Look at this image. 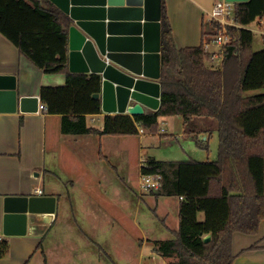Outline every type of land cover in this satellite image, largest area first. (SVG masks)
I'll return each mask as SVG.
<instances>
[{
    "label": "trees",
    "instance_id": "1",
    "mask_svg": "<svg viewBox=\"0 0 264 264\" xmlns=\"http://www.w3.org/2000/svg\"><path fill=\"white\" fill-rule=\"evenodd\" d=\"M264 14V0L235 5L239 26H228L221 68L207 65L209 52L176 45L165 0L161 21V103L156 111L132 116L108 114L101 130L86 123L101 112L96 73L68 71L70 17L51 0H0V33L46 73H66L63 86H43L40 98L51 114L62 115L64 133L134 135L139 126L157 133L160 118L181 115L213 119L218 132L216 160L163 161L149 158L143 175H161L160 195L182 197L176 238L161 242L170 264H233L235 232L254 234L264 219V48H253L249 25ZM217 24L204 22L203 37ZM204 219H199V213ZM208 234L211 239H204ZM1 253L6 250L0 242Z\"/></svg>",
    "mask_w": 264,
    "mask_h": 264
},
{
    "label": "crops",
    "instance_id": "2",
    "mask_svg": "<svg viewBox=\"0 0 264 264\" xmlns=\"http://www.w3.org/2000/svg\"><path fill=\"white\" fill-rule=\"evenodd\" d=\"M218 1L220 0H165L173 36L179 48L196 47L203 43V24L208 21L209 13ZM81 4L88 9H95V14L92 15L94 19L109 21L111 18L118 23L135 22V16L126 15L121 11L123 8L121 1L110 3L109 0H83ZM110 7L118 11L110 15L108 12ZM257 20L259 23L257 33L262 36L264 42V14ZM117 32L133 34L132 30L123 29ZM207 65L210 68H221L218 60L208 59ZM68 71L72 72L69 68V43ZM0 75H11L16 78L19 96L33 95L39 98L43 86H63L67 78L66 73H46L39 69L1 33ZM144 108V113L156 111L147 105ZM108 114L120 113L105 111L101 100V112L87 114L86 123L91 128L101 130ZM160 124L157 133H150L139 126V133L134 135H101L98 132L76 134L64 133L62 115L51 114L47 110L23 112L17 109L15 112H0V236L2 237L0 242L6 246L4 253H1L0 249V264H56V262L74 264L75 258L72 252H75L77 237L82 239L83 251L95 257L94 264H102V260L108 261L110 253L102 244H98L91 234L110 233L111 240L114 241L115 236L118 243L123 239L122 230L119 236V229L123 227L127 228V232L134 231V237L139 245L136 261L137 264H143L150 253H156L161 242L174 239L180 226L182 197L160 195L157 193L158 190L149 194L144 193L139 196L138 201L154 207L152 213L147 214L143 222L140 219L141 207L138 203L132 219L128 218L125 222L126 217L122 209L125 200L122 197L124 179L119 173V170H123L125 153L128 154L129 161L134 162V159L138 158L140 172L149 158L163 161L192 159L213 161L216 159H211V156L216 154L217 138L219 147V136L218 132L213 130L214 122L210 117H194L186 123L181 115L163 116L160 118ZM154 136L155 139H159L161 145H167L172 138L178 142L183 139L185 144H181L182 152H176L177 154L170 159H159L154 153L147 154L151 156L144 158L145 156H141L142 153L149 151L146 150V146L143 148L145 139ZM125 137L128 139L126 140ZM180 154L184 157L175 158ZM65 168L71 170L68 172H71L73 177L63 182L71 187L72 195L74 194L77 202L81 196L89 201L86 207L89 230L87 233L77 223L78 219L72 222L67 216L68 210L61 202L64 200V192L60 188V181L51 180L49 182L51 192L46 191V180L51 176L57 177V170H66ZM141 176L143 177L142 173ZM40 189L42 195H53L57 198L53 218L50 220L45 215H37L36 228L32 229V233L4 235L5 197L37 195L40 194ZM76 191L78 194L75 193ZM69 197L72 199L71 194ZM97 203L100 206H97ZM78 206L79 211H82V205L79 203ZM72 209L78 210L77 205ZM157 219L162 225L158 224L161 222ZM199 219H204V213H199ZM156 222L157 225L154 227ZM90 241L95 244H91ZM116 246V253L120 250L122 255L125 254L123 247ZM147 246H153L154 250L145 253L144 249ZM54 248L57 253H54ZM233 251L236 255L233 264H264V219L260 222L257 233H234ZM172 255L173 253H170L164 257L167 259ZM164 262L166 263V260Z\"/></svg>",
    "mask_w": 264,
    "mask_h": 264
},
{
    "label": "water",
    "instance_id": "3",
    "mask_svg": "<svg viewBox=\"0 0 264 264\" xmlns=\"http://www.w3.org/2000/svg\"><path fill=\"white\" fill-rule=\"evenodd\" d=\"M70 17L69 68L72 72L96 73L102 89L94 93L107 112L140 115L144 106L158 109L161 103V21L163 0L121 1V11L135 22L92 18L95 9L83 0H51ZM244 2L248 0H229ZM120 10V9H119ZM118 9L110 7V15ZM130 27V28H129ZM129 28V29H128ZM132 30L133 34L117 31ZM39 96H19L16 78L0 75V112H36ZM37 173V172H36ZM57 198L53 195H8L4 200V235H26L36 228V216L53 218ZM206 241L211 239L208 234Z\"/></svg>",
    "mask_w": 264,
    "mask_h": 264
},
{
    "label": "rangeland",
    "instance_id": "4",
    "mask_svg": "<svg viewBox=\"0 0 264 264\" xmlns=\"http://www.w3.org/2000/svg\"><path fill=\"white\" fill-rule=\"evenodd\" d=\"M258 26H259L258 20H255L254 22H252L250 24V27H249L250 29H252L254 31L253 48L255 50H259V49L264 48V42H263L262 36L259 33H257V31L259 29ZM220 65H222V64H220ZM160 127H161V124H160L159 128ZM125 139L127 140L128 138L125 137ZM136 139H137V137H136ZM145 140H146V142L144 143L143 148L146 146L145 147L146 150H149V151L142 153L141 156H145L144 158L151 156V155H147V154H152V153H154V155L157 156V158H159V159L173 158L175 156V154L182 152L181 151V144H183V145L185 144L183 139H180V141L178 142L177 140L172 138V139H170L171 141L167 145H165V144L161 145L159 139H155V136L153 138L147 137ZM215 146H216V154L211 156V159H217V157H218V138L215 140ZM131 150H132V148H131ZM135 152H137V151L135 150ZM125 157H126V160L124 162L123 170H119L120 175H122L123 179H124L123 180L124 181L123 182L124 192L122 194V197H124L125 200L123 198L124 201H123L122 209H123L125 217H126L125 222L127 221L128 218L132 219L133 211H135L138 203H140V207H141L140 219L143 220V222H144L146 220L145 216L149 213H152V209L154 207L148 206L146 203L139 202L138 200H139V196H141L144 193L149 194L150 192L144 191L141 188L140 182L142 181V176H141V172H140V166L137 162L138 158H135L134 162H132L131 160L129 161L127 153H125ZM178 157L182 158L184 156H182L180 154L179 156H177L175 158H178ZM205 157H206V155H205ZM203 159H205V158H203ZM68 171H71V170L70 169L57 170V172H56L57 177H60V178L56 179L57 177L51 176L50 178H48L46 180L45 188H46L47 192H51L52 188H51V184L49 182L51 180H54L56 182L60 181V183H61L60 188L64 192V200H61V202H63V207H65L66 210H68L67 216L69 217V219H71L72 222H75V220L78 219L77 223H79L81 225L82 229H84V231L87 233V231L89 232V230L87 229L88 225H87L86 207H87V203L89 201H87L83 196H81V198L77 202L74 194L72 195L71 187L67 186L65 184V182H63V181H66L67 179H72V177H73V176H71L72 173L68 172ZM110 172L111 171H109V173ZM62 182L64 183L65 186L62 185ZM75 193L78 194L77 191ZM70 194L72 196V199H71V197H69ZM160 197L162 198V196H160ZM79 203L82 205V208H83L82 211H79V206H78ZM76 205H77L78 210L72 209L73 207H76ZM97 206H100V204H98ZM71 209L73 210V212L71 211ZM68 212H71V213L68 214ZM157 220L160 221L159 219H157ZM158 224L162 225V222L158 223ZM77 225L78 224H76L75 226L77 227ZM125 225L128 226L127 223H125ZM156 225H157V222L153 226L156 227ZM144 226H146V225H144ZM121 230H122L123 239L121 241L119 240L118 243H117V240L115 239V236H114V241L111 240L112 234H110V233H108V234L104 233L101 235L98 232V233H92L91 234V237L93 239H95V241L98 244H102L105 247L106 251H109V253H110V257H108V261L102 260V262H103L102 264H137L136 255H138V251H139L138 246L139 245L137 243L136 237H134V231L132 230L133 233L127 232V228L125 229L123 227L122 229H119V236H120ZM175 238L176 237H174V239ZM90 243L95 244L92 241H90ZM76 245L77 246L75 248V252H72V255L75 258L74 264H94L95 257L89 256L90 253H86L83 251L84 245H82V239H80L79 237L76 238ZM116 245H118L119 247H123L125 254L122 255L120 250L118 251V253H116L115 252V251H117ZM95 246L97 248H99L98 245H95ZM54 247L57 248V246H54ZM56 248L53 249L54 253H57ZM99 250H98V252H99ZM153 250H154L153 246L152 247L147 246L144 249L145 253L152 252ZM133 256H135L134 259H133ZM178 256L179 255L177 253L173 252L172 257H167V259H165L164 254L161 251L156 250L155 254L150 253V255L146 257V260L144 261L145 263H143V264H170L173 262H177L179 260ZM165 260H166V263L164 262ZM56 264H59V263L56 262Z\"/></svg>",
    "mask_w": 264,
    "mask_h": 264
},
{
    "label": "built area",
    "instance_id": "5",
    "mask_svg": "<svg viewBox=\"0 0 264 264\" xmlns=\"http://www.w3.org/2000/svg\"><path fill=\"white\" fill-rule=\"evenodd\" d=\"M236 3L235 1L220 0L214 4L209 13L207 22L217 24L216 28H214V33L207 35L203 41L204 49L209 52V60L211 61L218 60L222 64L224 46L231 41V35L227 28L228 26H239L235 20ZM213 47L216 49L213 50ZM47 109V106L39 101L38 110L45 111ZM141 187L147 192L159 190L161 187V175H143ZM39 193H42L41 189ZM0 239H2L1 236Z\"/></svg>",
    "mask_w": 264,
    "mask_h": 264
}]
</instances>
